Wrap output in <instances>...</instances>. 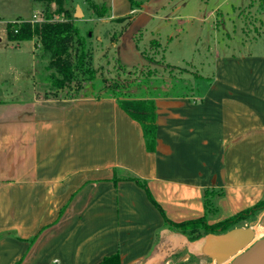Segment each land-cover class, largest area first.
<instances>
[{
    "label": "crops",
    "instance_id": "obj_1",
    "mask_svg": "<svg viewBox=\"0 0 264 264\" xmlns=\"http://www.w3.org/2000/svg\"><path fill=\"white\" fill-rule=\"evenodd\" d=\"M199 1L190 15L176 14L188 0H161L153 9L162 19L188 20V29L157 40L163 50L164 41L179 46L189 40L192 51L203 54L199 73L209 80L202 79L198 94L194 89L154 97L152 149L142 124L114 97L35 91V63L23 83L5 91L0 264H96L111 253L121 264L168 263L202 242L164 217L178 222L203 215L205 189L223 191L213 197L211 224L264 199V0ZM145 2L140 5L146 11L150 0ZM173 2L177 6L163 17ZM92 3L106 6L103 16ZM258 6L262 17H255L253 33L244 32L242 12L257 14ZM65 8L81 31L87 21L98 31L121 17L131 22L140 11L129 0H67ZM38 12L27 20L40 21ZM95 36L99 44L118 42ZM26 41L33 53L39 49L36 39ZM127 172L144 180L163 213L144 187L123 178Z\"/></svg>",
    "mask_w": 264,
    "mask_h": 264
},
{
    "label": "rangeland",
    "instance_id": "obj_2",
    "mask_svg": "<svg viewBox=\"0 0 264 264\" xmlns=\"http://www.w3.org/2000/svg\"><path fill=\"white\" fill-rule=\"evenodd\" d=\"M138 1L146 3L147 5V2H145L146 0ZM188 1L189 4L182 6L176 13L177 15L181 14V16H184V13L190 15L191 12H193L191 10L192 8H195L199 4L201 5V1L199 0ZM66 2L67 0H62V5H64V7ZM160 2L161 0H150L148 4L149 9L146 11L145 9L147 8H143L144 6H141L139 3L136 7L137 9L140 8V11L134 15V20L128 22V19L123 20L119 18L114 23L110 24L108 29L95 31V23L92 21L86 22L83 27L84 30L81 31V33L85 35L87 33L89 36L88 45L92 53L90 64L95 70L98 86L102 84L101 80L105 76L108 78H116L127 75L134 77L149 75L152 77V80L164 79L166 83L162 84L158 80H155L153 84L155 90L152 91L153 95L166 91L170 93H188L194 89H196L195 92L198 94L201 88L205 86L206 82L199 78V72H202L199 61L204 60V56L203 54L199 55L192 51L189 40L184 41V43L179 46L174 44V41L169 44L167 41H164V44L167 45L164 50L160 43L152 44L150 42L151 40L158 41L157 39L161 37L162 43V36L167 38L173 35L174 32H179L181 28L188 29L187 19V22L181 23L180 18H177L176 15H173V19L169 21L162 19L160 13H158V15H156V13L154 14L153 9L160 4ZM51 4H53V6ZM51 4H49V9L51 8L49 12L52 13L58 8V3L52 0ZM177 4L173 2L172 6H168L166 10H163V17H165L167 13H170L172 8H175ZM102 8V6H98L97 11H103ZM43 9V5L37 0H0V31L4 25L6 26L7 21L14 20L18 17H24L26 18L25 20H27L32 17V14L39 11L38 15L40 18H43ZM256 10L258 11L257 14L250 11H247L246 14L242 12L241 24L244 32L250 31L253 33V29L257 26L254 25V21L257 22L262 12L259 6ZM158 12H160V10ZM147 13L150 16H147ZM54 14L53 18H61V15ZM255 17L257 19H255ZM33 18L36 19L37 17ZM218 21L219 19L217 16V22ZM3 32H0V98H3L5 91L13 90V88L27 79L30 73L29 69L33 63L36 65L34 74L31 78L35 85L33 89L43 95L48 93L50 89L48 75L53 72V70L47 66L48 55L41 53L40 48L38 50L36 49L33 53L29 41H11L6 37V29ZM185 32L186 31H183L182 33ZM108 33H110L112 38L108 36ZM95 34L98 36L101 35L102 37H110L114 40L117 39L118 42L113 46H111V44L104 45L105 43L99 44L96 41ZM262 39L263 43L259 44V47H261L260 49L264 47V37H262ZM164 53L166 55H164ZM164 57H167L166 61H164ZM183 59L192 61L194 65L189 62H184L182 64L181 62H183ZM166 62L171 65L177 64L179 66L171 67L167 65ZM195 66L198 69L195 68ZM203 70L207 71V68L203 67ZM94 91H97V89ZM92 94H95V92ZM263 214L264 207L254 208L246 213V215H242L238 218L233 226L246 227V225H252L255 230L254 241L259 240L264 236V233L260 232V230L264 231L260 223ZM162 264H215V262H211L208 257L200 253L199 249H196L193 252H186V250L181 251L179 255H174L170 262Z\"/></svg>",
    "mask_w": 264,
    "mask_h": 264
},
{
    "label": "trees",
    "instance_id": "obj_3",
    "mask_svg": "<svg viewBox=\"0 0 264 264\" xmlns=\"http://www.w3.org/2000/svg\"><path fill=\"white\" fill-rule=\"evenodd\" d=\"M35 1V0H34ZM44 9L42 11L43 18L40 21L25 20L18 17L14 20L7 21L6 37L15 42L22 40L36 39L35 45H38L41 53L48 55V68L53 72L48 75L50 80L49 90L45 96L55 97L57 95H64L67 97H114L118 104L126 110V112L135 120L139 121L143 127L144 138H146V146L152 149L155 141V103L154 97L158 94L152 93L155 90V80L166 83L164 79L152 80L151 76H123L116 78H102L101 85H97L95 70L91 67L90 60L92 53L88 45V34L81 33V29L72 17L71 12L62 5V0H54L58 3V8L52 13L49 12V4L52 0H37ZM134 6L138 5L139 1L129 0ZM98 6H102L103 11L98 12ZM91 7L98 16H103L106 12L105 5L91 4ZM54 13H63L62 19L53 18ZM123 19V17H121ZM152 44H159L156 40L150 41ZM167 65L174 67L177 65ZM124 66V65H122ZM200 75V74H199ZM200 79H205L201 75ZM209 80V78L205 79ZM97 89V91H94ZM95 92V94H92ZM191 93L193 92L190 91ZM123 178L134 180L138 185L144 187L148 193L149 199L152 203L158 206L157 202L153 200L149 189H147L144 180L127 172ZM223 193L222 190L205 189L203 192V205L205 212L203 215L181 220L178 222L170 221L164 217L166 222L173 224V227L180 229L187 233L190 239L204 236L208 233H219L233 227L234 223L242 215L250 212L254 208L264 207V199L255 202V204L240 210L229 217L209 223L207 222V215L216 211L215 204H213V197ZM96 264H121V259L118 253H111L109 256H104L102 260Z\"/></svg>",
    "mask_w": 264,
    "mask_h": 264
},
{
    "label": "water",
    "instance_id": "obj_4",
    "mask_svg": "<svg viewBox=\"0 0 264 264\" xmlns=\"http://www.w3.org/2000/svg\"><path fill=\"white\" fill-rule=\"evenodd\" d=\"M264 228V214L261 217ZM252 225L233 226L219 233H208L201 237L199 251L217 264H264V236L254 241Z\"/></svg>",
    "mask_w": 264,
    "mask_h": 264
},
{
    "label": "bare ground",
    "instance_id": "obj_5",
    "mask_svg": "<svg viewBox=\"0 0 264 264\" xmlns=\"http://www.w3.org/2000/svg\"><path fill=\"white\" fill-rule=\"evenodd\" d=\"M260 232L261 233H264V231L263 230H260ZM263 255H264V253H263ZM229 261H226V262H224V263H221V264H226V263H228ZM215 264H217V263H215Z\"/></svg>",
    "mask_w": 264,
    "mask_h": 264
},
{
    "label": "built area",
    "instance_id": "obj_6",
    "mask_svg": "<svg viewBox=\"0 0 264 264\" xmlns=\"http://www.w3.org/2000/svg\"><path fill=\"white\" fill-rule=\"evenodd\" d=\"M33 16H35V15H33ZM63 17H61L60 19H62Z\"/></svg>",
    "mask_w": 264,
    "mask_h": 264
}]
</instances>
